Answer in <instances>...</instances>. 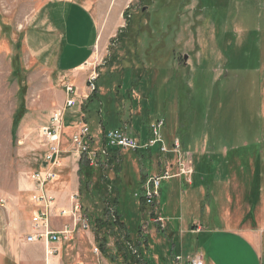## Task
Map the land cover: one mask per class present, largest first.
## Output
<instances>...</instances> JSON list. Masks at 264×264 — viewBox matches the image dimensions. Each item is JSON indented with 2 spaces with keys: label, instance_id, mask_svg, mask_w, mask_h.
I'll list each match as a JSON object with an SVG mask.
<instances>
[{
  "label": "rangeland",
  "instance_id": "1",
  "mask_svg": "<svg viewBox=\"0 0 264 264\" xmlns=\"http://www.w3.org/2000/svg\"><path fill=\"white\" fill-rule=\"evenodd\" d=\"M52 1L0 0V264H121L116 247L129 232L147 237L138 246L148 264H175V256L195 253L204 264L208 250L216 252L218 264H261L264 230L258 231L261 246L254 252L222 230L248 238L249 227L264 224V0H79L91 8L99 32L86 68L95 69L99 93L87 112L81 108L72 116L78 103L64 112L63 120L73 123L63 121L57 178L44 185L56 202L57 193L70 205L75 199L78 222L70 240L51 245L56 254H48L41 241H25L37 208L32 194L39 191L31 175L47 163L41 129L51 112L62 109L66 96L60 95L68 83L56 76L57 37L45 32L43 22ZM84 31L87 38L78 41L93 42L95 29ZM71 50L67 46L63 55ZM81 78L75 84L84 85ZM133 93L141 98H131ZM144 119L163 121L167 149L177 141L180 164L193 167L190 182L179 175L174 152H149L142 161L143 151L131 150L120 152L118 204L110 190L113 161L104 169L106 179L103 159L82 154L92 179L82 187V155L72 140L81 125L96 135L92 152L103 146L100 121L110 130L130 120L133 129ZM168 166L172 176L160 181L158 211L165 221L159 228L150 222L148 207L141 210L139 197L145 178ZM77 178L79 187L71 191ZM70 205L55 204L49 221L60 227L54 229L72 221L57 215ZM115 211L124 221L123 233L110 228ZM197 226L208 233L196 234ZM104 235L107 243L100 249Z\"/></svg>",
  "mask_w": 264,
  "mask_h": 264
},
{
  "label": "built area",
  "instance_id": "2",
  "mask_svg": "<svg viewBox=\"0 0 264 264\" xmlns=\"http://www.w3.org/2000/svg\"><path fill=\"white\" fill-rule=\"evenodd\" d=\"M97 79V74L95 69L89 71L86 80V86L91 93L95 90L96 85L95 81ZM64 92L66 93V99L64 101L62 109L55 110L51 112L48 120L47 126L41 129L42 135L46 140V150L47 154L45 155L46 167L43 170L33 172L31 177L36 182L38 186V193L32 194V200L35 203L36 211L31 218V233H29L25 241L26 242H38L41 241L46 245V251L48 254H56L57 249H55L53 244H57L62 240H70L72 234L76 229L77 220L75 217L76 206L74 207L75 199H72V203L69 209H59L57 215L61 217H71L72 221L64 222L60 229H54L52 224L49 221V217L52 209L55 207L56 201L54 197L44 190V185L49 181H53L57 178L56 168L60 166L59 155H60V140L61 132L63 128V116L66 108L72 107L76 104V99L72 96L75 93V88L70 83H65L63 85ZM88 96H84L86 98ZM163 121L161 119H156L149 126L151 135L145 142L141 143L137 138L128 134L122 128H114L110 130H105L103 132L104 144L110 148L126 149L137 151L139 149H148L155 146L159 143L160 152H174L176 154V160L180 166L179 175L186 177L185 180L190 182L191 175L193 173V167L189 164L183 165L180 164L181 160V151L179 149V144L177 141H173L172 148L167 149L165 140L161 134V128ZM73 143L80 152V154L91 153L94 157L96 152L92 150L89 152L90 147L89 140L92 141L89 134V129L86 123H83L79 131L72 136ZM180 159V160H179ZM171 166H168L162 171L161 174L151 175L145 178L143 181L141 197L143 198L146 206L148 207V215L150 216L149 220L151 223H154L163 228L164 217L160 214L159 210V197H160V181L169 178L172 176L169 169ZM75 198V196H73ZM74 200V201H73ZM5 204L4 199H0V206ZM75 209V210H73ZM86 224H83L82 227H85ZM136 253V249H133ZM175 264H203L202 256L200 253H195L182 258L181 255L175 256L173 259Z\"/></svg>",
  "mask_w": 264,
  "mask_h": 264
},
{
  "label": "crops",
  "instance_id": "3",
  "mask_svg": "<svg viewBox=\"0 0 264 264\" xmlns=\"http://www.w3.org/2000/svg\"><path fill=\"white\" fill-rule=\"evenodd\" d=\"M54 3H56L54 5ZM62 3V4H60ZM47 12L44 15V20L43 22L46 23V33H48L49 35L53 34L54 36H56V42H54L55 47V56L53 58V65H54V70L56 71V76L58 77V79L60 81H65L68 83H71L72 85H74L76 91L73 95H77L76 98L75 96H73L77 101L76 104L72 107H68L66 108V110L68 109H72L75 108L77 103H78V107L77 110L73 113H71L72 116H74V114H78L81 112V108L83 110H85L87 112V108L90 102H93L96 98L93 96L90 97H86L84 98V96H89L90 93H88V88L86 86V80H87V75L89 73L90 70L86 69L87 64L89 62V60L92 58L93 55V50H94V46L98 40L99 37V32H98V28L97 25L95 23L94 17L91 14V8L88 7L87 5L83 4L82 2H80L79 0H53L51 3L48 4L47 7ZM85 27L91 28L93 27L95 29V36H94V40L93 42H90V40L88 41H78V37L79 36H83V38H87L86 32H83V29ZM70 36V37H68ZM71 38V40H70ZM90 38V37H89ZM77 39V40H76ZM57 44V45H56ZM53 45V46H54ZM67 46L71 47V53L68 56H64L63 54L65 53ZM54 51V50H53ZM74 53L77 54V56H75V58L70 59L71 55H74ZM79 53V55H78ZM72 57V56H71ZM126 58H128L126 56ZM81 75V81L84 85L79 84L77 85V83L75 84V77L76 76H80ZM97 88V97H98V93H99V89ZM63 95L66 96V93L60 95V97H63ZM137 95L136 98H141L140 95H138L137 93H133L131 95V98H134V96ZM146 97V94H144ZM65 110V111H66ZM64 121H70L72 122V119H64ZM154 121V120H153ZM153 121H149V120H142V122L140 123L139 126L134 127L133 129H131L130 127H132L131 121L130 120H126V121H122L121 125L118 128H124L126 129L127 133L129 134L130 132L129 129H131V136L137 138L141 143L145 142L149 137H150V133H149V126ZM75 122V121H74ZM73 123V122H72ZM99 126L101 128V131L103 133L105 129V126L103 125V123L100 121ZM165 126H163L164 128ZM162 128V129H163ZM162 132V130H161ZM163 134V133H162ZM95 136L96 135H90V138L92 139V141H90V146L91 143H95L97 142L95 140ZM163 137L166 141V137H165V133L163 134ZM99 140V139H98ZM103 140V139H102ZM95 141V142H94ZM98 143V142H97ZM182 144V147L184 148L185 146ZM154 147V146H153ZM148 148V149H139L137 151H143V153L138 154L140 155V158L138 159H142V161H144L146 159V156L148 157L149 154L152 153H156L161 155L162 153H160L159 150H152V148ZM101 149V151L105 154V158L103 157V173H104V178L108 179L107 175L105 174V167H109V163H112L111 161H113L112 165H116V171L113 170V177L111 180V185L110 186V190H112L111 192L113 193V195H115V197L117 198V200L115 201V203L117 202L118 204V187L117 184L118 182H120V180L123 177L122 174V167L121 166V161L123 160V152H122V156H121V151H131V150H126V149H118L117 152H112L110 151L109 153H107V149L110 147L105 146L104 144V140H103V146L102 147H98L97 149ZM94 150L96 152V155L98 156V151ZM135 151V153L137 152ZM150 152V153H149ZM149 153V154H148ZM137 154V153H136ZM168 154V153H166ZM146 155V156H145ZM164 155V154H162ZM170 155V153H169ZM145 156V157H143ZM171 157L174 158V155L171 154ZM119 166L121 167V175L119 177ZM78 173V172H77ZM193 184L191 182L190 185H188L187 187H191ZM72 187L74 189L73 190H77L79 187V180L77 178L76 183L74 182L72 184ZM67 192H65L66 194ZM138 194V193H137ZM134 194V195H137ZM57 196H59V201L57 200L56 205L59 208H68L70 205L69 200H65L64 196H61V193H57ZM160 202V201H159ZM54 211H56L54 209ZM55 220V219H54ZM195 221H193L194 223ZM54 228H59L60 226H54L52 225ZM264 226L261 225L259 227L256 226H252L249 227L247 229V231L249 233H251L253 236H249L248 238L244 235H242V238H237L235 235L238 234L237 231L234 230H230V231H226V230H222L223 234L227 235V234H235L232 237V242H233V238H235L237 241H240L242 243H245L246 248L248 250H250V252H254V250L258 251L259 246L262 245V248L264 247V239H263V243L262 240L261 241V245L259 244L260 241H258L257 237H259L258 235V231H262L264 230L262 227ZM198 227V231L197 228L195 229V231L197 232L196 234H207V228L206 226H197ZM172 231V230H171ZM193 232L194 229L192 230ZM212 233H215V235H220L222 234V232L220 231H213ZM255 236V244L252 243V237ZM260 238V237H259ZM261 239V238H260ZM257 242V243H256ZM231 243V241H230ZM216 251V249H215ZM216 252H211V250L207 251L206 254H204V264H218L217 262V258L215 257ZM2 255L0 254V257ZM257 256H258V252H257ZM26 258V255L24 254L23 259ZM263 258V257H262ZM264 263V259L262 260V263Z\"/></svg>",
  "mask_w": 264,
  "mask_h": 264
},
{
  "label": "trees",
  "instance_id": "4",
  "mask_svg": "<svg viewBox=\"0 0 264 264\" xmlns=\"http://www.w3.org/2000/svg\"><path fill=\"white\" fill-rule=\"evenodd\" d=\"M93 95L95 98H97V88H95V90L92 91L88 97L93 96ZM117 150H118L117 148H108L107 153H109L110 151L117 152ZM97 151H98V156L100 158H102V159H103V157L105 158V154L101 151V149H97ZM79 165H80V169H79L80 171L78 170V175H80V177H81L80 184H83L81 186L84 188L89 187V186H87L88 184L86 185V183L88 181L89 182L92 181L90 175H88L91 166L89 167L88 160L85 159L83 157V155L81 156V160L79 161ZM81 171H83V174L80 173ZM91 173H92V171H91ZM97 173L98 172H95V174H97ZM92 178H93V176H92ZM139 204H140L141 210L143 212H145L146 204H145V202L141 196L139 197ZM110 224H111L110 228L115 230V232H117V233L118 232L123 233V230H125V224H124V221L122 220V216L117 211H115V218L112 219ZM130 234H131V232H129L127 234L124 233L122 241H121L122 247L118 246L116 244L117 245V247H116L117 255L120 256L122 259L121 264H148V261L145 260V257L143 256L146 252H143L140 249V247L138 246V241L143 242L145 244L147 237L145 236L144 237L145 239L140 240L139 239L140 234L137 236L135 234L136 237L133 236V238L131 237L132 235L130 236ZM108 235H110V232H108ZM135 240H137V244L134 243ZM125 242H127V245L124 244ZM106 243H107V241H106V238L104 235L102 242L100 244H98L99 248L104 249ZM129 246H131V248ZM133 248H136V255H134ZM103 253L106 254V250H103ZM111 259L114 260V257H112Z\"/></svg>",
  "mask_w": 264,
  "mask_h": 264
},
{
  "label": "water",
  "instance_id": "5",
  "mask_svg": "<svg viewBox=\"0 0 264 264\" xmlns=\"http://www.w3.org/2000/svg\"><path fill=\"white\" fill-rule=\"evenodd\" d=\"M186 58H187V56L185 55V56H184V60H186Z\"/></svg>",
  "mask_w": 264,
  "mask_h": 264
},
{
  "label": "flooded vegetation",
  "instance_id": "6",
  "mask_svg": "<svg viewBox=\"0 0 264 264\" xmlns=\"http://www.w3.org/2000/svg\"><path fill=\"white\" fill-rule=\"evenodd\" d=\"M143 10V9H142Z\"/></svg>",
  "mask_w": 264,
  "mask_h": 264
}]
</instances>
